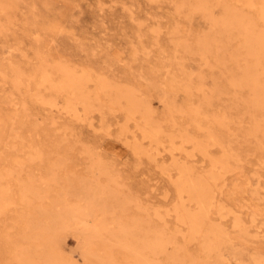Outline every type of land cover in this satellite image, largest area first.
Masks as SVG:
<instances>
[{"label":"rangeland","instance_id":"374dc122","mask_svg":"<svg viewBox=\"0 0 264 264\" xmlns=\"http://www.w3.org/2000/svg\"><path fill=\"white\" fill-rule=\"evenodd\" d=\"M262 33L260 0H0V264H145L122 224L162 264H264ZM185 173L218 176L193 235Z\"/></svg>","mask_w":264,"mask_h":264},{"label":"bare ground","instance_id":"6f19581e","mask_svg":"<svg viewBox=\"0 0 264 264\" xmlns=\"http://www.w3.org/2000/svg\"><path fill=\"white\" fill-rule=\"evenodd\" d=\"M260 1L261 2H264L262 0H260ZM198 3H199V0H198ZM259 5H262V4H259ZM198 44L201 46L200 48H201L202 51H206L205 48H207V44H208L207 43V38L206 37H202V38L200 37L198 39ZM246 46H247L249 52H251V53H253L255 55L254 57H256V62H255V64L253 66L247 68V70L245 71L244 75H245L246 79H248L250 81V83L252 85V88L255 91L254 93L258 94L259 96H261L264 99V82H260L259 77H258V75L260 74V71H259V61H260V57H264V33L249 36L248 39L246 40ZM205 53L206 52H202L203 55ZM252 61H253V59H252ZM250 64H252V63H250ZM60 85H61V87L63 89H67L68 87H71V83H69L68 81L62 82V84H60ZM122 96H125V94H120V96H117V97L120 98ZM130 105H131V107L128 110H129V112H131V114H133L135 111H137V109H136V105L137 104L130 99ZM183 169L184 168L182 167V170ZM185 174H187V173H185ZM217 177L218 176L216 174H213V175H210L208 178L202 177V176L196 177V178H190L188 176V174H187V175H185L184 178H182L181 180H179L178 183H177V186L179 188V191L180 192H187L188 195L191 198H193L196 201V203L198 204V210H196L195 212H185L184 211L185 213L183 215H180L179 216L181 219L184 218L183 220H187L188 225H189V235L196 234L197 231H198V228L201 226L203 220L205 218H209V216H208L209 207L211 206L212 201H213V198H214V189L212 188V186L210 185V183H211V181H214L215 179H217ZM113 202L115 203L116 201H113ZM125 206H126V204H125ZM66 208H67V206H66ZM108 208H110V207H108ZM115 213H116V211H115ZM74 216H75V218L77 219L78 222L83 223L81 225V228H82L84 234L87 236L86 237V238H88L87 240H89L91 234L92 235H96V236L98 235L99 236L100 233H101V230L102 229L104 230V226H101L99 224H95V225H91V226H88L87 227L85 223H87V220H90L89 216L87 218L86 217L84 218L80 213H78V215H74ZM98 218H99V216H98ZM126 225H124V224L119 225V227L115 231L113 229H111V228L110 229H107V230L114 237H116L118 240H121L125 236H129V237L133 238L134 241H130L131 243H128V242L125 241L124 244H125V246L127 248H129L130 251L133 252L134 257L138 261L144 262L145 264H162L156 258L148 259L147 256L143 255V249L148 248L150 250V253H152L156 257V254H157L158 251H162V250L164 251L166 249V243L174 242V237H171L165 243L164 240H163V238H162V236H161L162 233H159V234H156V235H152L150 237L149 236L144 237V239H142V241H139L138 238H137V235H138L137 232L139 231L140 227H138V225H136V224H133L132 226H128V225L126 226ZM105 226H106V223H105ZM108 226H110V225H108ZM216 231H217L216 227L215 228L212 227L209 230V232H214V233ZM107 234H108V232H107ZM32 235H34V234H32ZM101 236H102V234H101ZM176 255L177 254H174V255L171 256V264L177 263V259H176L177 257H176ZM61 260H62V258H60L59 256L52 255V256H50V258L48 260L49 262L48 261L47 262L48 263L57 262V261L58 262L59 261L61 262Z\"/></svg>","mask_w":264,"mask_h":264}]
</instances>
